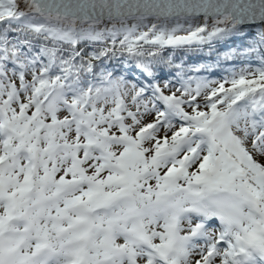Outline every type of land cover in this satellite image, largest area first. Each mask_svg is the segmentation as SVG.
<instances>
[{"label":"snow or ice","instance_id":"snow-or-ice-1","mask_svg":"<svg viewBox=\"0 0 264 264\" xmlns=\"http://www.w3.org/2000/svg\"><path fill=\"white\" fill-rule=\"evenodd\" d=\"M0 264H264V0H0Z\"/></svg>","mask_w":264,"mask_h":264},{"label":"trees","instance_id":"trees-1","mask_svg":"<svg viewBox=\"0 0 264 264\" xmlns=\"http://www.w3.org/2000/svg\"><path fill=\"white\" fill-rule=\"evenodd\" d=\"M217 48V52L224 53L225 51L229 50V47L220 45V46H214ZM232 47H235V45H232ZM177 57L176 62L180 63L181 60L184 62L185 68H188L193 65L198 64H215L216 62V53H212L209 55V49L205 47L202 51L199 52H189L187 54H184L183 52L174 53ZM247 63L244 60H236V61H222L220 67H214L211 72L208 71H202L199 75L202 77H209V78H217L219 74L225 73V69L230 68H239L243 64ZM191 74V73H190Z\"/></svg>","mask_w":264,"mask_h":264},{"label":"rangeland","instance_id":"rangeland-1","mask_svg":"<svg viewBox=\"0 0 264 264\" xmlns=\"http://www.w3.org/2000/svg\"><path fill=\"white\" fill-rule=\"evenodd\" d=\"M236 69H239V68H236ZM225 73H223V75H224ZM222 74H219V76H218V78L217 79H219L221 76H223Z\"/></svg>","mask_w":264,"mask_h":264}]
</instances>
